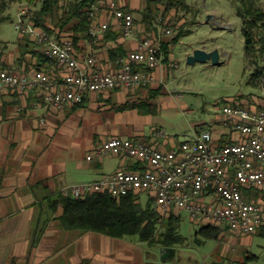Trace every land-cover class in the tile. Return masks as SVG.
<instances>
[{"label":"crops","instance_id":"0c3cea01","mask_svg":"<svg viewBox=\"0 0 264 264\" xmlns=\"http://www.w3.org/2000/svg\"><path fill=\"white\" fill-rule=\"evenodd\" d=\"M114 1L117 7L133 14L134 33L130 38L123 37L119 20L113 16L107 6L100 7L93 21L97 26L107 23V29L99 32L92 44L88 37H79L73 44L77 60L84 71L88 70L86 64L88 56L94 57L95 67L98 69L116 68L129 52L137 48L141 38L151 37L155 34L154 32L147 33L141 22L139 12L144 8L145 0L143 4L142 0ZM159 29L160 27L156 35L161 36L165 29ZM47 32L59 41L72 40V33L68 31L60 32L57 28H52ZM18 33L19 37L14 48L6 53L7 44H5L3 50L0 51V66H3L4 69L17 71L43 70L53 78L62 81L67 73V68L56 60L43 55L32 36L23 35L19 31ZM25 40L30 43L25 45ZM110 49H118L123 55L113 61L109 58L108 50ZM159 57L160 63L153 70L154 79L149 85L91 92L87 94L82 106L85 107L90 102L92 105H98L97 97L105 99L116 95L120 99L129 91L154 88L159 84L166 85L164 79L167 69L163 64L165 61H162L163 55L160 54ZM168 59L167 64L172 66L173 62L170 57ZM148 96L147 92H143L138 96V99L143 100ZM231 104L245 107L251 112H260L264 109V98L246 102L239 97ZM83 107L76 109L71 106L57 110L48 103L46 91L42 88L19 91L10 86H0V264H167L165 259L156 260V255L153 252L154 245L146 241L121 240L123 237L114 238L96 232L79 233L76 230H68L60 226L58 217L62 214L63 209L52 199L57 197L59 189L63 186L78 184V182L68 183L60 176L66 172L64 163H53L48 158L43 159L50 143L44 147H37V151L34 148L41 137L40 129H47L46 132L49 134H56L61 124L71 114L79 113L81 116L89 117L93 113L101 111V109L94 108L92 111L84 110ZM125 112H133L138 116L151 115L139 114L136 110ZM223 115L224 119L221 122H215L208 129H194L190 138L200 131L207 130L211 133L212 141L217 146L243 139L244 135L235 127L236 120L229 119L224 113ZM126 125L128 126L127 123ZM126 125L124 124L125 130L123 129L122 132L99 129L91 132L85 141L87 154L103 141L112 137L147 142L162 150H169L177 146V144L167 145V143L158 145L155 140L146 135H137L139 129L134 132L127 131ZM166 145L167 147H165ZM32 151H34L33 155L30 154ZM106 158L115 160L114 167L108 171L103 170ZM85 161L96 170L92 179L80 183L99 180L120 168L128 170L140 168V166L137 168V161L130 157L108 155L92 160H87L85 157ZM83 166L81 161L76 164L78 169L84 168ZM243 195L247 201L260 204L264 213V188L247 189L244 190ZM148 198L147 195V200ZM220 229L219 237L224 232L248 235V233L232 231L225 226H220ZM252 243L253 240H241V244L244 246H250ZM170 250L169 247L162 246V257L169 254ZM228 250L227 247L222 248V253L228 254ZM235 250L232 249V253ZM251 256L252 259L257 258L255 255L251 254ZM237 263L243 264L244 261L242 258L240 261H236L231 256L228 264Z\"/></svg>","mask_w":264,"mask_h":264},{"label":"built area","instance_id":"2783aa9c","mask_svg":"<svg viewBox=\"0 0 264 264\" xmlns=\"http://www.w3.org/2000/svg\"><path fill=\"white\" fill-rule=\"evenodd\" d=\"M107 6L120 22L123 37L134 33L133 14L116 6L114 0H96L89 14V42L92 44L107 23L97 26L93 18L100 7ZM14 27L34 38L46 57L67 68L59 81L43 70H0V86L19 91L42 88L48 103L57 110L74 106L91 92L111 91L119 87L138 88L149 85L153 70L160 63L161 36L143 37L137 48L128 53L117 69L95 67L93 56L86 58L87 71L81 69L72 40L59 41L49 32L38 29L30 20V12L18 10ZM164 33H170L165 29ZM264 94V76L259 79ZM222 112L236 120V129L244 138L217 146L209 131H200L176 147L162 150L147 142L112 137L92 149L87 160L112 155L130 157L139 163L137 170L120 168L96 181L71 184L58 194L84 198L93 193H106L119 200L128 193H144L152 198L153 208L165 216L183 211L200 225L225 226L232 231L255 233L264 224L263 208L247 201L244 190L264 188V109L251 112L245 107L226 104Z\"/></svg>","mask_w":264,"mask_h":264},{"label":"rangeland","instance_id":"374dc122","mask_svg":"<svg viewBox=\"0 0 264 264\" xmlns=\"http://www.w3.org/2000/svg\"><path fill=\"white\" fill-rule=\"evenodd\" d=\"M184 1L189 8L169 10L164 16V22L167 25H161L159 29H170V33L161 34V41H169L179 32L181 35L177 41L170 44L168 49V57L173 65L167 64L169 59H166L165 63L162 62L167 69L164 79L166 85L159 84L154 87L160 88V96L156 99L157 114L138 116L133 112L117 113L118 111L112 109L113 105L138 99L143 92L149 95L150 88L136 89L127 92L120 99L116 95L105 99L97 97L98 105H92L90 102L82 107L90 111L93 110L92 108L101 109L100 112H95L89 117L81 116L79 113L71 114L61 124L56 134H49L46 132L47 129H40L41 137L34 149L37 151V147H44L50 143L43 159L48 158L53 163H64L66 172L60 176L68 183L72 181L80 183L93 178L96 169L85 161L87 154L85 141L87 135L97 129L122 132L125 130L124 124L127 123V131L134 132L139 129L137 135H146L155 140L158 145L165 143L178 145L189 139L194 129H208L215 122H221L224 119L222 107L235 102L236 98L241 97V100L246 102L264 98L259 84L253 81V74L257 67L255 64L248 65L245 58L244 37L241 32L240 18L235 12V1ZM259 1L264 6V0ZM143 2L144 0L142 4ZM40 5L41 0L32 2L9 0V5L1 13L0 51L7 44L6 53H9L19 37L14 27L18 10L25 8L31 15ZM160 15L161 13L158 17ZM197 48L206 49V51L217 50L218 63L213 64L211 60L188 63L187 53ZM258 65V67L264 66V58ZM0 69L4 67L0 66ZM30 154L33 155L34 151ZM79 161L83 163L84 168H76ZM114 163L115 160L112 158L104 159L103 170H111ZM139 201L144 206L147 196L141 194ZM174 214L180 217L176 229L185 241L182 244L169 246L171 252L164 258L162 246L155 243L153 252L156 260L165 259L167 264H228L232 256V259L236 261L242 258L243 264H264V236L257 235L259 231L248 235L224 232L218 239H204L195 234L199 225L192 222L188 214L183 211L180 213L175 211ZM161 231L160 227L158 233ZM195 239L202 241L197 243ZM121 240L139 239L136 236H125ZM241 240H253V243L250 246H244ZM226 247L229 249L228 254H223L222 248ZM232 249H236L234 253ZM251 254L257 258L252 259ZM247 255L249 256L245 258Z\"/></svg>","mask_w":264,"mask_h":264},{"label":"trees","instance_id":"16d2710c","mask_svg":"<svg viewBox=\"0 0 264 264\" xmlns=\"http://www.w3.org/2000/svg\"><path fill=\"white\" fill-rule=\"evenodd\" d=\"M94 1L96 0H41L40 7L32 12L30 20L34 26L43 30L51 31L52 28H57L60 32L72 33V42L75 44L79 37L89 39L88 30L91 23L89 11ZM234 1L235 12L241 21L245 58L248 65L255 64L257 67L253 81L258 85L259 79L264 76V66L258 67L259 61L264 58V6L259 0ZM8 5L9 0H0V19L2 11ZM172 8L188 9L189 6L184 0H145V6L139 13L147 33H155L151 37L157 34L161 25H167L164 16ZM159 13L161 15L158 17ZM180 35L181 32L169 41H161L160 54L163 55V61L168 58L170 44L177 41ZM25 42V45L30 43L27 40ZM108 54L113 61L123 55L118 49H110ZM120 65L113 69H117ZM159 95L160 88H150L146 99L127 100L113 105L112 109L118 112L136 110L139 114L155 115L158 112L156 99ZM85 98L72 107L82 106ZM137 164L139 168V163ZM139 197L140 194L128 193L116 200L106 193H93L84 198H71L58 194L52 200L60 204L63 209L58 221L64 229L76 230L79 233L96 232L114 238L136 236L140 241H146L151 245L158 243L165 247L182 244L185 238L176 229L180 217L174 212L161 216L153 208L152 198H148L146 204L142 206ZM160 227L162 231L158 233ZM258 231L264 236V224ZM220 232V226L203 225L195 234L204 239H217ZM195 241L201 243L202 240L195 239Z\"/></svg>","mask_w":264,"mask_h":264},{"label":"water","instance_id":"95a60500","mask_svg":"<svg viewBox=\"0 0 264 264\" xmlns=\"http://www.w3.org/2000/svg\"><path fill=\"white\" fill-rule=\"evenodd\" d=\"M218 58L219 55L217 50L206 51L204 49L197 48L187 55L186 60L188 63L211 60L213 64H216L218 63Z\"/></svg>","mask_w":264,"mask_h":264}]
</instances>
